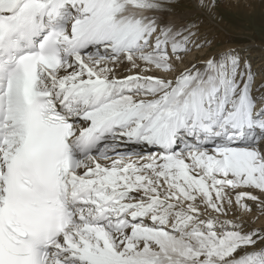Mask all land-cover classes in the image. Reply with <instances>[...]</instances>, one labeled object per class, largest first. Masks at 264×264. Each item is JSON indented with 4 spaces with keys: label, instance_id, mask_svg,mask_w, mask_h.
I'll return each instance as SVG.
<instances>
[{
    "label": "snow or ice",
    "instance_id": "snow-or-ice-1",
    "mask_svg": "<svg viewBox=\"0 0 264 264\" xmlns=\"http://www.w3.org/2000/svg\"><path fill=\"white\" fill-rule=\"evenodd\" d=\"M218 6L0 0V264H264V75L205 50Z\"/></svg>",
    "mask_w": 264,
    "mask_h": 264
},
{
    "label": "rangeland",
    "instance_id": "rangeland-1",
    "mask_svg": "<svg viewBox=\"0 0 264 264\" xmlns=\"http://www.w3.org/2000/svg\"><path fill=\"white\" fill-rule=\"evenodd\" d=\"M188 9L192 8L185 2L178 7L177 11L180 13ZM200 16V13L192 15V17ZM203 19L202 22L208 21L209 17L205 16ZM212 19L215 21L213 22L215 30L223 32L227 38L222 42H217L213 48L208 45L207 49L212 48L209 51L214 52L222 47L235 46L243 54L250 46L252 47L250 60L253 68L264 75V0H249L248 2L246 0H230V2L219 0L216 17ZM248 53L250 52L246 54Z\"/></svg>",
    "mask_w": 264,
    "mask_h": 264
},
{
    "label": "bare ground",
    "instance_id": "bare-ground-1",
    "mask_svg": "<svg viewBox=\"0 0 264 264\" xmlns=\"http://www.w3.org/2000/svg\"><path fill=\"white\" fill-rule=\"evenodd\" d=\"M229 2H230V0H228ZM249 0H246V2H248ZM231 7L233 6L234 7V5H232V4H229ZM195 13H198V12H195L193 9H188V10H185L184 12H180V13H178V14H181V15H187V16H189V17H192V15L193 14H195ZM210 19V20H209ZM209 19H207L208 21H204V22H202V24H201V29H200V33H201V38L203 39V38H209L211 41H212V43H211V46H212V48L214 47V45L215 44H217V42H222L224 39H226L227 38V36H226V34H224L223 32H221V31H217V29L215 30V26L213 25L214 23L213 22H215V21H213V19H212V17H209ZM204 20V19H203ZM212 28H214V29H212ZM215 30V31H214ZM227 47H231V46H226V47H222V48H219V49H217V51H214V52H218V51H221V50H223V49H225V48H227ZM212 48H210V49H212ZM210 49H207V46H206V51H208V52H210L209 50ZM212 51V50H211ZM250 52V53H248V54H246L247 52ZM244 52H246V53H243L244 55H248L249 56V58H250V55H251V52H252V47H248L247 48V50L246 51H244ZM197 55V53L196 52H193L192 53V57L194 58L195 56ZM261 222H264V218H262V220H261Z\"/></svg>",
    "mask_w": 264,
    "mask_h": 264
}]
</instances>
